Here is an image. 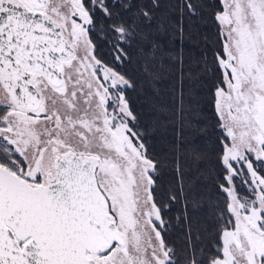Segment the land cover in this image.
<instances>
[{
	"label": "snow or ice",
	"instance_id": "1",
	"mask_svg": "<svg viewBox=\"0 0 264 264\" xmlns=\"http://www.w3.org/2000/svg\"><path fill=\"white\" fill-rule=\"evenodd\" d=\"M0 264H264V0H0Z\"/></svg>",
	"mask_w": 264,
	"mask_h": 264
}]
</instances>
